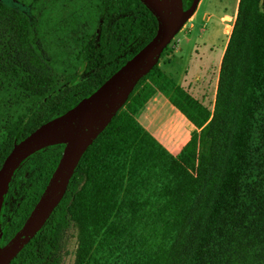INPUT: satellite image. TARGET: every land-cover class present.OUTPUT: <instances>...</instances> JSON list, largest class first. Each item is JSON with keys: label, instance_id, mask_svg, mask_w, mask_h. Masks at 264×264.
<instances>
[{"label": "trees", "instance_id": "1", "mask_svg": "<svg viewBox=\"0 0 264 264\" xmlns=\"http://www.w3.org/2000/svg\"><path fill=\"white\" fill-rule=\"evenodd\" d=\"M183 3L187 8L192 0ZM95 5V21L78 52L84 73L59 86L41 41L46 33H39L32 15L0 0L1 84L4 94L20 106L13 122L5 124L9 134L0 142V166L16 142L91 93L157 30L156 17L140 0H96ZM132 8L139 9L137 27L126 20ZM84 9L94 11V6ZM157 92L199 128L208 120L209 110L156 64L82 155L64 197L10 264H59L57 252L74 203L77 210L71 213L81 229L77 264H110L125 241L131 250L129 264H264V0L239 1L222 58L217 107L231 97L235 106L221 168L213 181H208L209 166L199 168L207 155H200L198 169L191 163L204 135L217 140L213 119L192 132L178 157L170 156L136 117ZM63 148V143L44 147L16 169L3 200V244L38 201ZM155 149L161 153L164 176L159 192L154 181L129 180L149 176V154ZM111 157L119 161L117 165ZM186 164L195 177L178 181ZM175 170L179 173L171 177ZM147 222L139 246L134 237L138 226Z\"/></svg>", "mask_w": 264, "mask_h": 264}, {"label": "rangeland", "instance_id": "2", "mask_svg": "<svg viewBox=\"0 0 264 264\" xmlns=\"http://www.w3.org/2000/svg\"><path fill=\"white\" fill-rule=\"evenodd\" d=\"M3 1L32 15L37 26L39 25V33H46L41 41L44 42L47 55L53 64L51 65L54 66L59 86H63L72 76L76 74L81 76L84 73L85 64H82L78 52L85 31L89 30L95 21L96 0ZM239 1L200 0L194 14L172 39L157 63L159 69H165L168 77L197 98L210 112L209 118L203 126L213 119V131L218 143L217 140L213 139V142L210 137L204 135L205 138L197 143L194 157L191 158V163L197 168L200 164V155L202 153L207 155V162L200 164L199 168L209 166L208 181L210 182L217 178L221 168L232 125L231 111L235 106V99L234 97L228 98L224 104L221 101L217 107V93L222 56L237 17ZM84 6L85 8L94 6V11L85 10ZM111 8L109 15L110 19L114 20L115 4ZM125 10L121 9V11ZM138 13V8L129 9L126 20L130 25L133 24L137 27ZM119 15L122 17L124 12ZM138 31L139 28L136 29L135 33ZM136 39H138L137 35ZM1 81L0 76V142H3L9 134L5 129V124L13 122L16 115L20 113V106L13 102L14 98L10 94H4V86ZM160 103L159 100L158 105L153 106L151 104L150 108H142L141 113H146V116L151 118L152 125L149 131L162 145V148L166 149L170 156L178 157L192 132L200 130L203 126L199 128L178 109L172 108L170 104L159 106ZM111 158L112 164L117 165L119 161ZM149 159L150 165L147 170L149 176L146 175L142 178L133 176L129 180L132 181L137 178L141 181H154V188L159 192V187L162 186L160 181L164 179L161 168V153L159 154L155 149V153L149 154ZM186 166L185 175H179L178 181H185L190 176L195 177V170L190 166L188 167L187 164ZM176 172L179 173L178 170H175L171 173V177L175 176ZM85 181L86 177H84L81 188ZM79 198L80 193L75 202ZM76 210L77 207L74 203L70 211ZM71 212L57 252L60 259L59 264H77L79 259L80 220L72 216ZM159 212L160 210L155 211V217H158ZM147 218L148 216H144V220ZM148 228L149 222L138 226L137 236L134 239L139 243V246L143 244ZM115 253L113 255H118V257L114 259L112 256L110 264H129L131 250L127 241L121 243ZM138 257L135 256L134 258L137 259Z\"/></svg>", "mask_w": 264, "mask_h": 264}, {"label": "water", "instance_id": "3", "mask_svg": "<svg viewBox=\"0 0 264 264\" xmlns=\"http://www.w3.org/2000/svg\"><path fill=\"white\" fill-rule=\"evenodd\" d=\"M156 17L153 37L91 93L45 121L16 142L0 166V264H10L48 220L64 197L82 155L125 104L137 83L158 63L163 51L194 14L200 0H140ZM64 144L62 154L38 201L22 226L2 243L1 209L16 169L31 154Z\"/></svg>", "mask_w": 264, "mask_h": 264}, {"label": "crops", "instance_id": "4", "mask_svg": "<svg viewBox=\"0 0 264 264\" xmlns=\"http://www.w3.org/2000/svg\"><path fill=\"white\" fill-rule=\"evenodd\" d=\"M223 55H224V53H223ZM223 57V56H222ZM162 71H164L165 72V69L163 70V69H161ZM191 70V72H192V69H190ZM187 76V75H186ZM159 100L161 101V103L159 104V106H163V105H165V104H170L171 106H172V108H176V106H174L173 104H172V102L168 99V97L166 96V95H164L163 93H161V92H157V93H155L149 100H148V102L142 107V108H144V107H146V108H150V106H151V104H153V106L154 105H158V102H159ZM142 108H140L139 109V111H138V113L136 114V117H137V119H138V121L142 124V126H144L148 131L151 129V125H152V120H151V118H148L147 116H146V113H141V109ZM176 109H178V108H176ZM180 111V110H179ZM181 112V111H180ZM142 116V117H141ZM143 119V120H142ZM150 132V131H149ZM151 133V132H150ZM152 134V133H151ZM153 135V134H152ZM154 136V135H153ZM155 137V136H154Z\"/></svg>", "mask_w": 264, "mask_h": 264}, {"label": "bare ground", "instance_id": "5", "mask_svg": "<svg viewBox=\"0 0 264 264\" xmlns=\"http://www.w3.org/2000/svg\"><path fill=\"white\" fill-rule=\"evenodd\" d=\"M161 2H162V3H164V2H165V0H161Z\"/></svg>", "mask_w": 264, "mask_h": 264}, {"label": "flooded vegetation", "instance_id": "6", "mask_svg": "<svg viewBox=\"0 0 264 264\" xmlns=\"http://www.w3.org/2000/svg\"><path fill=\"white\" fill-rule=\"evenodd\" d=\"M3 206V205H2ZM1 213H2V209H1ZM2 222V221H1Z\"/></svg>", "mask_w": 264, "mask_h": 264}]
</instances>
